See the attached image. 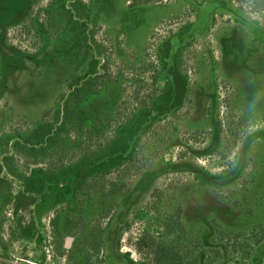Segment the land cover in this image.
Returning <instances> with one entry per match:
<instances>
[{
	"label": "rangeland",
	"instance_id": "rangeland-1",
	"mask_svg": "<svg viewBox=\"0 0 264 264\" xmlns=\"http://www.w3.org/2000/svg\"><path fill=\"white\" fill-rule=\"evenodd\" d=\"M52 1L33 0L23 20L27 0H7L0 14V136L34 126L68 91L75 65L37 27ZM103 7L93 32L113 45L110 59L134 88L139 78L151 87L158 49L163 56L171 40L191 110L117 202L93 196L63 209L40 197L17 213L21 183L1 168L0 264H264V239L256 244L264 236V0H98L94 8ZM14 160L24 168L9 170L28 172Z\"/></svg>",
	"mask_w": 264,
	"mask_h": 264
},
{
	"label": "trees",
	"instance_id": "trees-1",
	"mask_svg": "<svg viewBox=\"0 0 264 264\" xmlns=\"http://www.w3.org/2000/svg\"><path fill=\"white\" fill-rule=\"evenodd\" d=\"M6 1L0 0V14L7 10ZM67 1L47 5L45 22L38 21L37 27L58 41L57 51L75 65L68 91L34 126L0 136V170L7 168L21 183L17 213L27 200L35 206L40 197L50 198L52 208L63 209L93 196L117 202L130 191L132 179L163 155L181 117L191 110L190 81L170 39L161 47L163 56L158 49L159 70L154 71L151 87L139 78L134 88V78L110 59L113 45L97 40L93 32L106 8L95 11L98 0L80 7L67 6ZM27 4L23 20L33 0ZM16 157L25 161L28 172L8 169L24 168L14 163Z\"/></svg>",
	"mask_w": 264,
	"mask_h": 264
}]
</instances>
